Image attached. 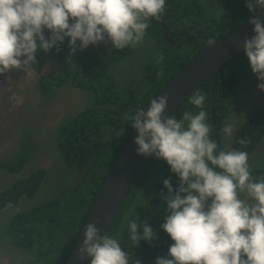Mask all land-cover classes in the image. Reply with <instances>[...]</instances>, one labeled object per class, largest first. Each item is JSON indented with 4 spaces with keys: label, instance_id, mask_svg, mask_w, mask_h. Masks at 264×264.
Segmentation results:
<instances>
[{
    "label": "trees",
    "instance_id": "16d2710c",
    "mask_svg": "<svg viewBox=\"0 0 264 264\" xmlns=\"http://www.w3.org/2000/svg\"><path fill=\"white\" fill-rule=\"evenodd\" d=\"M251 14L245 0H166L160 17L170 38L190 27L175 45L169 44L158 22L150 19L142 43L120 50L113 48L105 59L95 53L88 56H82L79 51L70 53L67 39L59 49L52 48L60 69L40 78L41 91L51 94L54 88L61 86L77 87L90 95L89 101L83 103L87 107L80 111H68L57 126L51 128L47 138L52 137L49 144L54 146L65 167L60 174L64 177L49 175L45 166L36 167L0 192V212L17 204L21 198H27L26 206L12 212L7 221L0 220L3 222L0 224V250L7 252L17 248L19 251L13 255L19 264H63L76 245L91 204L132 128L125 117L145 107L176 69L204 45L200 34L192 27L216 39ZM145 44H148L149 53L141 47ZM159 53H163V59L158 63ZM46 55L45 51L38 50L36 68L44 64ZM249 69L241 51L217 74L213 123L222 150H226L222 143L223 119L235 102L241 77ZM195 91L205 94L204 110L210 128L209 82L202 83ZM185 110L198 112L200 109L191 105L188 98L175 113L178 119ZM209 134L213 139L211 132ZM263 136L264 107H260L240 124L233 147L249 152ZM28 137H23L25 146L20 147L11 161L0 160V168L18 173L32 161L36 153L30 150L32 144ZM258 170L250 167L252 173ZM165 178L170 179L175 190L177 177L169 171L166 162L148 156L107 232L118 238L129 264H137V260L140 264H155V257L161 253L167 255L168 246L173 243L160 228L166 210L162 198V193H166L162 184ZM43 180L45 185L41 187ZM133 218L153 227L155 238L141 240L138 244L133 242L127 228L128 220Z\"/></svg>",
    "mask_w": 264,
    "mask_h": 264
},
{
    "label": "clouds",
    "instance_id": "9594fccd",
    "mask_svg": "<svg viewBox=\"0 0 264 264\" xmlns=\"http://www.w3.org/2000/svg\"><path fill=\"white\" fill-rule=\"evenodd\" d=\"M165 5L166 0H0V74L23 70L37 61L38 50L59 49L66 37L70 53L105 40L117 50L135 47ZM245 5L253 13L248 23L254 34L244 39L242 52L264 91V21L255 15L264 10V0ZM162 59L159 53L157 62ZM205 101L203 92H193L189 102L200 110H185L178 119L166 114L165 93L125 117L137 133L136 153L163 159L177 177L175 190L169 178L162 181L166 210L160 228L173 243L155 264H264V178L253 177L246 151L218 148ZM232 131L231 124L224 125L225 135ZM98 222L83 229L78 251L87 264H129L118 238L101 234ZM127 228L137 244L156 235L135 218Z\"/></svg>",
    "mask_w": 264,
    "mask_h": 264
},
{
    "label": "flooded vegetation",
    "instance_id": "af4514ba",
    "mask_svg": "<svg viewBox=\"0 0 264 264\" xmlns=\"http://www.w3.org/2000/svg\"><path fill=\"white\" fill-rule=\"evenodd\" d=\"M47 36L48 30H45V37L47 38ZM168 37L170 38L169 34ZM65 39L68 38L66 37ZM78 51L82 56L95 53L105 59L110 56L113 47L110 41L105 40L95 45L90 44L87 48ZM46 53L49 54L46 55L44 64L40 63L41 66L39 68H36L39 62L35 65V62H33L23 70L13 69L7 74H0V160L11 161L20 147L24 145L22 139L25 135H29L28 142L32 144L30 150L36 153L33 155L32 161L28 162L18 173H10L0 168V192L7 189L17 177L30 174L36 167L45 166L48 169L49 175L58 178L65 170V167L54 146L49 144L51 141V139H47L49 132L53 126H57L69 110L76 107L72 106L74 101H76V105L78 106H81L85 101H89L90 95L84 89H78L77 87L61 86L54 88L51 94L41 91L39 85L40 78L45 73L52 74L54 72L52 70L60 69L59 61L56 62L58 58L55 51L50 49ZM81 65L85 68L83 62ZM258 82L251 69L241 77L237 89L238 92L235 95V102L229 109L228 115L223 119V126L225 124H231L233 126L232 134L230 136H223L222 143L226 150L234 149L233 139L240 124L244 122L248 115L252 112L254 113L257 108L264 107V91L257 88ZM12 88L17 90L15 94L17 98L20 94L18 91L20 92L22 90L25 96H28V99L18 100L15 107H11L7 111L5 107L8 105ZM66 100H69L68 106L59 107L60 111L59 108H55L59 106L58 101L66 103ZM58 113L60 114L57 116ZM54 117H56V120L54 123H51ZM247 153L250 167L260 169L252 173L253 177L264 178V167H261L264 163V136ZM43 185H45L44 180L41 187ZM241 196L246 202L250 200L246 194H241ZM26 199L21 198L17 204L4 208L0 212V220L6 221L14 210L26 206ZM14 250L10 249L6 252L1 249L0 262L4 264H19L13 255L19 250L17 248ZM159 256H165V254L161 253Z\"/></svg>",
    "mask_w": 264,
    "mask_h": 264
},
{
    "label": "water",
    "instance_id": "95a60500",
    "mask_svg": "<svg viewBox=\"0 0 264 264\" xmlns=\"http://www.w3.org/2000/svg\"><path fill=\"white\" fill-rule=\"evenodd\" d=\"M255 15L259 16L260 19L264 21V10H258ZM249 17L216 39L207 37L199 28L193 26L192 29L200 34L204 41V45L178 67L162 84L156 95L153 96L154 98L157 95L167 93L168 107L166 109V114L172 115L176 113L180 106L202 85V83L209 82L210 132L213 136V140L220 149L221 144L213 123L216 77L222 66L228 62L229 59L242 51L244 39L254 34L252 32V25L248 23ZM153 20L158 22L159 26L163 29L170 45H175L182 34L190 29V27H185L181 29L173 39H170L168 37L169 31L163 19L160 17L159 19ZM209 41L214 42L209 43ZM136 134V131L131 128L111 169L103 180L87 215L84 226L87 222L99 221L96 226L100 229L101 234H107L123 205L129 189L136 181L148 158V156L138 155L136 153L135 149L137 146L133 142V138ZM84 226L76 245L69 251V255L63 264L86 263L87 257L78 251L82 241Z\"/></svg>",
    "mask_w": 264,
    "mask_h": 264
},
{
    "label": "rangeland",
    "instance_id": "374dc122",
    "mask_svg": "<svg viewBox=\"0 0 264 264\" xmlns=\"http://www.w3.org/2000/svg\"><path fill=\"white\" fill-rule=\"evenodd\" d=\"M142 47V49L143 50H145V51H147L148 53H149V51L147 50V47H148V44H145V46H141ZM47 54H49V53H47ZM56 62H58V60L56 61ZM113 67V66H112ZM52 71H54L53 73H55V72H57L58 71V69H55V70H52ZM52 73V74H53ZM7 89H8V87H7ZM10 90V89H9ZM11 92H12V94L10 95V97H9V101H8V105L5 107V109L8 111L11 107H15V105H16V103H17V101L18 100H22V99H28L27 97L28 96H25V93L22 91V90H20V92L18 91V93H20L19 94V96H18V98L15 96V94L17 93V90L16 89H14V88H12L11 89ZM79 92V91H78ZM68 102H69V100H66V103H64V102H62V101H58L57 103L59 104V106L57 107H55V108H59V107H64V106H68L69 104H68ZM84 103V102H83ZM81 104V106H78V105H76V101H74V103L72 104V106H76V107H73L71 110H69V111H74V112H76V111H80L83 107H87V105H85V104ZM54 104V103H53ZM55 105V104H54ZM65 109H66V107H65ZM59 111H60V108H59ZM62 112V111H61ZM60 112V113H61ZM60 113H58L57 114V116L60 114ZM56 116V117H57ZM56 117H54L53 119H52V122L51 123H54L55 122V120H56ZM54 127V126H53ZM52 127V128H53ZM52 137H50L49 139H51ZM64 177V175H59L58 176V178L59 179H61V178H63ZM15 211V210H14ZM7 221V220H6ZM1 223H3L2 221H0V224Z\"/></svg>",
    "mask_w": 264,
    "mask_h": 264
}]
</instances>
